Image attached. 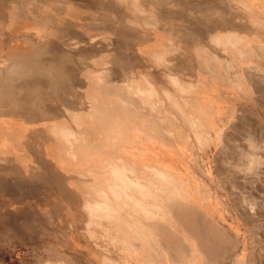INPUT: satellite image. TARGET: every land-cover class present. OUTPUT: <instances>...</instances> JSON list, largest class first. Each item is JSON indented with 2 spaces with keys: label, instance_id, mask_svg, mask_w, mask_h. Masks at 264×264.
<instances>
[{
  "label": "crops",
  "instance_id": "crops-1",
  "mask_svg": "<svg viewBox=\"0 0 264 264\" xmlns=\"http://www.w3.org/2000/svg\"><path fill=\"white\" fill-rule=\"evenodd\" d=\"M197 1H202V12H197L194 5ZM183 7L176 0H59V62L54 65L37 61L24 63L20 68L24 73L17 75L33 78L46 89L55 86L54 97H48V89L45 95L36 97H21V94L31 95L32 90L19 88L8 90L10 95L16 92L19 96L9 97L7 92L0 95V225H3L0 229L12 243L16 239L38 237L39 222L50 223L59 231L60 238L67 236V242L56 243L61 250L66 246L84 245L81 239H86L88 246L81 256L64 257L65 253L61 252L59 262L105 264L111 259L116 264H144L149 260L146 255L151 251L145 234L149 230L154 234L150 223L155 220H148L143 227V213L117 205L118 200L112 194L119 188L120 197H138L143 185L124 189L112 183L143 182V174L125 177L113 173L111 166L155 164L167 165L173 171L174 166L191 165L190 151L213 147L216 133L221 132L224 120L232 115L229 102L233 101L234 92L224 82L225 52L217 48L201 50L202 43L208 40L207 34L195 32L197 28L192 29L186 19L197 22L219 13L236 20L241 18L226 14L223 0H189ZM181 8L184 14L176 15L174 11ZM236 67L239 68L238 63ZM26 83L8 85L27 87ZM67 85L74 88L64 99L59 87L63 89ZM145 85L150 90H145ZM101 87L109 90L112 101L101 92ZM149 92L153 98L148 97ZM169 100L175 111L167 106ZM48 102H55L62 116L63 112L69 114L72 118L69 128L74 130H82L75 124L77 116L88 114L95 124L94 111L98 108L104 111L97 115V122L112 125L106 111L112 109V102L116 103L122 118L126 119L122 124L127 125L125 138L116 142V149L126 141L121 149L128 153L116 159L119 163H112L115 159L111 149L104 147V156L96 159L93 148L87 147L86 165H91L87 174L91 178L75 175L70 168L65 170V165L72 164L59 158V141L49 132ZM132 102L145 103L150 110L143 113ZM193 106L197 108L192 111ZM179 112L206 121L210 125L205 129L209 140L203 145H192L193 130L188 126L189 132L180 125L185 123ZM74 154L77 155L74 162L79 165L85 158ZM46 171L51 172L54 180L43 177ZM69 171L72 175H65ZM18 182L36 189L21 190L16 185ZM97 191L112 200L119 220L114 215L95 224L92 209L95 206L88 203L86 208L85 204L89 198L96 197ZM80 226L84 237L76 235ZM110 235L119 236L123 242L117 244Z\"/></svg>",
  "mask_w": 264,
  "mask_h": 264
},
{
  "label": "rangeland",
  "instance_id": "rangeland-1",
  "mask_svg": "<svg viewBox=\"0 0 264 264\" xmlns=\"http://www.w3.org/2000/svg\"><path fill=\"white\" fill-rule=\"evenodd\" d=\"M201 2L194 3L197 12H202L204 8ZM176 3L185 8L189 0H176ZM223 9L226 14L238 15L241 19L221 16L220 13L216 16L203 17L197 22H194L193 18L186 19V23L192 29L197 28L195 32L204 31L207 34L208 40L202 43L201 50L217 48L225 52L224 82L234 92L232 96L234 99L229 102L232 105V115L224 120L221 132L216 133L218 137L215 138L213 147L206 150L192 149L190 151L193 154L192 164L174 166L173 171L167 165H132L126 166L128 170L122 171H119L122 166H111L113 173L117 175L124 174L125 177L131 178L135 174L142 173L145 178L143 182L112 183L114 187L122 186L124 189L126 186L143 185V193H139L138 197H120L119 188L113 190L112 194L118 200L117 205L128 204L126 207L129 209L141 211L143 227L148 220L149 222L155 220V223H150L155 234L168 232L167 228H170L181 235L179 240L177 239L179 244L173 246L166 244L170 240L165 237L148 238L153 233L150 230L146 233L144 230L149 244L156 243L150 245L148 251L158 254L155 258L151 253H147L146 258L148 257L149 260L144 264H264V52L261 51H264V0H223ZM174 13L184 14L182 8L176 9ZM229 34L232 37H227ZM197 46L199 48V45ZM233 59L235 61H232ZM34 61L51 62L53 65L56 61L59 62V0H0V95H5L7 92L9 97L19 96V94L15 95L16 92H13L14 95L8 92L19 88L21 91L32 90L31 95L21 94V97H36L47 92L48 97H54L55 86H48L47 90L33 78L17 77L24 73L20 70L24 63ZM237 63L238 69H236ZM24 81L29 84L27 87L8 85V83L20 85ZM73 88L70 85L64 86L63 89L59 87L64 92V99L68 98L66 96ZM143 88L150 90L149 85ZM101 92L111 99L109 90L101 87ZM147 95L153 98L150 92ZM47 104L49 105L47 119L51 126L49 132L59 141V158L61 157L64 163L72 164L69 167L65 165V170L70 168L75 175L84 179L89 176L91 178V175L87 174L88 166H91L86 165L87 147L93 148L96 159L104 156V147L111 149L112 159H115L112 163H119L120 160L116 159L125 156L123 153H128V150L123 152L121 149L126 141H122L123 144L120 143L116 149V142L124 139V134L127 132V125L122 124L126 119L122 118L121 110L115 105L116 103L112 102V109L106 111L113 121L112 125L109 122L107 125L97 122V115H100V111H104L98 108L94 111L95 124L91 122L88 114L84 116L85 118L80 116L74 118L75 124L81 126L82 130L69 128L72 118L67 116L69 115L67 112H63L62 116V111L59 112L55 102ZM79 104L85 106V103ZM132 104L139 107L143 113L150 110L145 103L132 102ZM166 104L169 109L174 110L170 106V100ZM176 108H179L178 103ZM196 108L193 106L192 111ZM180 116L182 119L184 117L183 121L186 124L180 122V125L189 132L193 130L192 135L195 139L191 135L190 141L194 142L192 145H203L205 140H209L205 135V129L210 125L206 121L198 117L182 116V113ZM61 147H64L63 150ZM72 148L76 149L72 150ZM74 153H79V156L85 158L79 165L74 162V158L77 157ZM46 172L42 174L43 177L54 180L51 172ZM72 172H65V175L68 173L72 175ZM16 185L21 190L33 192L36 189L35 186H28L23 182H18ZM95 196L89 198L90 202L86 200L85 204L86 208L88 203L95 206L93 207L95 224L98 225L97 222L114 215L119 220L116 208L111 205L112 200L104 197L103 192L97 191ZM137 202L142 203L140 205L142 208H136ZM187 204H191L189 209L193 210L195 226L190 224ZM208 220L212 223L210 224ZM82 228L80 226V230H76L77 236L85 235ZM37 231L38 237L16 239L15 243H12V240L8 239V234L3 235L0 229V264H89L58 261L61 252L65 253L62 254L64 257L72 256L70 254L84 255L88 250L86 239L80 240L85 242L84 245L81 243L78 246H66L61 250L56 243L67 242L66 235L63 239L60 238L59 231L50 223L39 222ZM110 237L119 245L123 242V239L117 235ZM155 259L160 262L156 263ZM105 264L116 263L108 259Z\"/></svg>",
  "mask_w": 264,
  "mask_h": 264
},
{
  "label": "bare ground",
  "instance_id": "bare-ground-1",
  "mask_svg": "<svg viewBox=\"0 0 264 264\" xmlns=\"http://www.w3.org/2000/svg\"><path fill=\"white\" fill-rule=\"evenodd\" d=\"M231 34H229V35H227V37H232V36H230ZM257 49H260L261 50V48H257ZM262 52H264L263 50H261ZM264 57V56H263ZM185 115V114H184ZM183 116V115H182ZM183 119H184V117H183ZM53 129V128H52ZM60 149V148H59ZM3 165V164H2ZM116 165V164H115ZM153 165V164H152ZM151 165V166H152ZM101 166V165H100ZM114 166V165H113ZM118 166V165H117ZM153 166H155V164L153 165ZM94 167V166H93ZM110 168V167H109ZM116 168V167H115ZM98 169V168H97ZM99 169H100V167H99ZM112 169V168H111ZM120 169H121V167H120ZM125 169H127V167L126 166H122V170H125ZM101 170V169H100ZM108 170V169H107ZM90 171V170H89ZM115 171V170H114ZM100 172H102V171H100ZM97 173V172H96ZM117 173V172H116ZM159 173H161V172H159ZM102 174V173H101ZM163 174V173H162ZM119 175V174H118ZM114 176V175H113ZM165 176V175H164ZM104 178V177H103ZM118 179V178H117ZM145 179V178H144ZM157 179V178H156ZM158 179H159V177H158ZM120 181V180H119ZM123 181V180H122ZM97 182V181H96ZM103 182V181H102ZM121 182V181H120ZM160 182V181H159ZM104 183V182H103ZM162 183V182H161ZM100 184H102V183H100ZM125 184V183H124ZM164 184V183H163ZM134 185V184H133ZM117 186V185H116ZM167 186V185H166ZM112 188V187H111ZM132 188V187H131ZM141 189V191H142V193H143V190H142V187H140ZM100 189V188H99ZM98 189V190H99ZM136 189V188H135ZM161 189H162V187H161ZM168 189V188H167ZM110 190V189H109ZM113 190V189H112ZM159 190V189H158ZM102 191V190H101ZM115 191V190H114ZM137 191V190H136ZM167 191V190H166ZM99 192V191H98ZM118 192V191H117ZM124 192V191H123ZM127 192V191H126ZM171 192V191H170ZM174 192V191H173ZM172 192V193H173ZM128 193V192H127ZM140 193V192H139ZM141 193V194H142ZM149 193H152V192H149ZM154 194V193H153ZM100 195V194H99ZM155 195H157V194H155ZM125 196V195H124ZM144 196H146V195H144ZM160 196V195H159ZM149 197H151V196H149ZM170 197V196H169ZM126 198V197H125ZM131 198V197H130ZM160 198V197H159ZM172 198V197H171ZM176 198V197H175ZM124 199V198H123ZM152 199V198H151ZM188 199H190V198H188ZM120 200V199H119ZM125 200V199H124ZM146 200V199H145ZM93 201H95V200H93ZM138 201H139V199H138ZM158 201V200H157ZM97 202V201H96ZM101 202H103V201H101ZM100 202V203H101ZM122 202V201H121ZM152 202H154V201H152ZM167 202V201H166ZM180 202V201H179ZM183 202V201H182ZM181 202V204L183 205V203ZM104 203H106V202H104ZM123 203V202H122ZM163 203V202H162ZM171 203V202H170ZM137 205H135L136 206V208L137 207H141L140 205L142 204L141 202H137L136 203ZM179 204V203H178ZM185 204V203H184ZM104 205V204H103ZM112 205V204H111ZM128 205V204H127ZM127 205H125V206H127ZM146 205V204H145ZM173 206H175L176 204H172ZM147 206V205H146ZM184 206V205H183ZM187 206V208L189 209L190 207H191V204L189 205V204H187L186 205ZM88 207V206H87ZM106 207V206H105ZM168 207V206H167ZM195 207V206H194ZM91 208V207H90ZM107 208V207H106ZM142 208V207H141ZM158 208V207H157ZM173 208V207H172ZM178 208V207H177ZM181 208V207H180ZM93 209V208H92ZM186 209V208H185ZM185 209H183V210H185ZM94 210V209H93ZM153 210V209H152ZM158 210V209H157ZM195 210V209H194ZM160 212V211H159ZM152 213V212H151ZM180 213H181V211H180ZM205 214V213H204ZM188 216H189V220H190V224L191 225H193V226H195V221H194V215H193V210H191V209H189V212H188V214H187ZM172 216V215H171ZM158 217V216H157ZM209 217V216H208ZM172 218V217H171ZM177 218V217H176ZM183 218V217H182ZM185 219V218H184ZM179 220V219H178ZM186 220V219H185ZM202 220H203V218H202ZM209 221V220H208ZM144 222V221H143ZM179 222V221H178ZM187 222V221H186ZM202 222V221H201ZM210 222V224L212 223L211 221H209ZM155 223V222H154ZM158 223V222H157ZM205 224V223H204ZM184 225V224H183ZM151 226H152V224H151ZM192 226V227H193ZM188 228V227H187ZM194 228V227H193ZM161 229H163L162 227H161ZM169 231L168 232H160L161 234H159V233H157V234H151L150 236H148V238H163V237H165V238H167V240H170V242H166V244H171V245H173V246H175V245H177V244H179L178 242H177V239L179 240V238L181 237V235L179 234V233H176L174 230H171L170 228H167ZM177 229V228H176ZM186 229V228H185ZM191 229V228H190ZM197 229H198V227H197ZM179 232V231H178ZM185 232V231H184ZM186 232H187V229H186ZM190 232V231H189ZM188 233V232H187ZM193 234V233H192ZM198 234V233H197ZM189 235V234H188ZM152 236V237H151ZM194 236V235H193ZM190 239V238H189ZM182 241V240H181ZM197 242V241H196ZM153 244H156V243H151V244H149V245H153ZM158 244V243H157ZM161 245V244H160ZM201 245V244H200ZM162 246V245H161ZM159 247V246H158ZM177 247H180V246H177ZM199 247V246H198ZM194 249V248H193ZM176 251L178 250L177 248L175 249ZM192 250V249H191ZM169 251V250H168ZM206 251V250H205Z\"/></svg>",
  "mask_w": 264,
  "mask_h": 264
}]
</instances>
